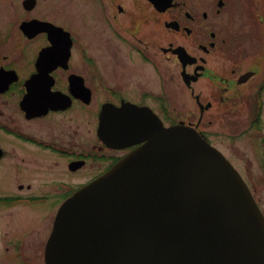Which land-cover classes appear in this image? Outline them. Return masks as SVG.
Returning <instances> with one entry per match:
<instances>
[{"label":"flooded vegetation","instance_id":"flooded-vegetation-1","mask_svg":"<svg viewBox=\"0 0 264 264\" xmlns=\"http://www.w3.org/2000/svg\"><path fill=\"white\" fill-rule=\"evenodd\" d=\"M249 1L242 34L220 21L229 0H0V264H45L62 203L141 145L108 144L113 110L207 138L205 119L243 120L264 156V0ZM173 83L195 111L172 109Z\"/></svg>","mask_w":264,"mask_h":264},{"label":"water","instance_id":"water-1","mask_svg":"<svg viewBox=\"0 0 264 264\" xmlns=\"http://www.w3.org/2000/svg\"><path fill=\"white\" fill-rule=\"evenodd\" d=\"M131 113L110 130L145 145L61 206L46 264H264V218L233 167L194 130Z\"/></svg>","mask_w":264,"mask_h":264},{"label":"rangeland","instance_id":"rangeland-1","mask_svg":"<svg viewBox=\"0 0 264 264\" xmlns=\"http://www.w3.org/2000/svg\"><path fill=\"white\" fill-rule=\"evenodd\" d=\"M206 1L207 0H204V2ZM249 8V0H229V7L225 9L226 13L222 14L220 21L225 22V20L230 17V27L233 29L237 27L238 31L244 34L245 28L243 22ZM231 33H233V30L229 29L227 36L229 37ZM195 88L197 91L196 85ZM171 91L172 109H176L177 111L181 110L183 112L186 111L188 114L195 111L196 106L189 90L184 91V87L182 85L180 88L173 83ZM194 121H196V119ZM245 122L246 121L243 120H236V123H238L236 128L234 125L228 126L227 120L210 118L203 121L202 130L208 136L211 144L224 153L233 165L242 172L241 174L245 175L246 179L251 182V185H253L256 190V197L259 198L264 205V169L262 168L264 167V156L260 152L261 145L258 142V138H255L254 143L256 144L255 150L260 152L259 154L257 152L254 153V148L250 145L247 137L243 135L237 136L240 132L239 129L246 128V126H244ZM234 134L236 136H234ZM255 154L257 162H255ZM258 163L261 164V167Z\"/></svg>","mask_w":264,"mask_h":264}]
</instances>
